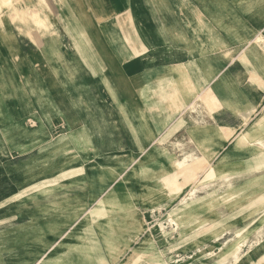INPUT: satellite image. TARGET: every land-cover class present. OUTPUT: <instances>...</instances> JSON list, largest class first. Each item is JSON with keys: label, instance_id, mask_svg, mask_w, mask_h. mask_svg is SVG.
Returning <instances> with one entry per match:
<instances>
[{"label": "rangeland", "instance_id": "1", "mask_svg": "<svg viewBox=\"0 0 264 264\" xmlns=\"http://www.w3.org/2000/svg\"><path fill=\"white\" fill-rule=\"evenodd\" d=\"M4 1V17L24 23L10 7L22 9L25 0ZM261 11L264 3L239 5L241 15ZM243 24L259 25L250 42L264 46V21ZM257 61L241 51V69ZM250 90L257 96L248 100ZM240 93L247 100L239 108L224 103L234 122L212 115L220 101L207 87L200 97L209 105L185 99L175 124L141 147L75 151L50 122L15 136L3 131L0 264H251L264 249V132L251 127L264 115V74L256 85L250 72L241 78ZM23 138L33 140L23 147ZM236 239L239 255L218 257Z\"/></svg>", "mask_w": 264, "mask_h": 264}, {"label": "crops", "instance_id": "2", "mask_svg": "<svg viewBox=\"0 0 264 264\" xmlns=\"http://www.w3.org/2000/svg\"><path fill=\"white\" fill-rule=\"evenodd\" d=\"M259 3L264 2L25 0L22 9L36 14L29 21L45 22L28 28L32 24L17 25L11 14L0 24V140L9 128L15 136L50 122L75 151L128 149L132 142L141 147L175 124L177 106L189 97L198 100L207 87L220 101L212 115L234 122L236 114L224 103L239 108L247 100H241V78L250 72L256 85L264 74V46L250 42L259 25L241 27V20L264 21V14L239 12V5ZM243 50L259 61L241 69ZM252 96L256 90L248 100ZM251 127L263 133L264 115ZM27 138L20 140L23 147L33 140ZM262 262L264 249L249 261Z\"/></svg>", "mask_w": 264, "mask_h": 264}, {"label": "bare ground", "instance_id": "3", "mask_svg": "<svg viewBox=\"0 0 264 264\" xmlns=\"http://www.w3.org/2000/svg\"><path fill=\"white\" fill-rule=\"evenodd\" d=\"M7 1H4L3 2V0H0V24H3L4 23V21H3V19H4V6H3V4L4 3H6ZM3 3V4H2ZM9 3V2H8ZM29 5V4H28ZM8 7H9V5H8ZM11 8V12L12 11H14V13L15 14H18V15H20V18H22V20H26L27 18H28V16L30 15V14H32L33 12H34V14H35V11L34 10H29V8H25V9H17V8H15V7H13V6H11L10 7ZM9 8V9H10ZM9 11V10H8ZM9 13V12H8ZM13 15V14H12ZM11 15V16H12ZM36 15V14H35ZM15 16V15H14ZM43 22V20L41 19V18H39V17H37L36 19H35V21L34 22H29V24H32V25H34L35 27L39 24V23H42ZM33 34V33H32ZM203 96H205V95H203ZM208 96V95H207ZM210 96V95H209ZM210 98V97H209ZM208 97H201L200 99H201V101H202V103L204 104V106H205V102H207V104L209 103L208 102V100H210ZM212 100V99H211ZM210 100V101H211ZM213 102V101H212ZM211 103V102H210ZM213 104H214V102H213ZM209 105V104H208ZM211 106H213V105H211ZM242 136V135H241ZM241 139H242V137H241ZM244 139V138H243ZM245 140V139H244ZM246 142V141H245ZM197 160L198 159H193L192 161L194 162V161H196L197 162ZM183 163V162H182ZM203 163V162H202ZM185 164L186 163H184V166H185ZM206 164V163H205ZM181 167H183V164L180 166V168ZM207 167H208V163H207ZM184 168V167H183ZM181 170V169H180ZM182 171V170H181ZM204 172V171H203ZM183 175V174H182ZM182 177H184V180L183 181H185V182H187L188 180H190V177H188L187 176V174H184V176H182ZM179 184V183H178ZM178 184L176 183L175 184V186L173 187V189L174 188H177L178 187ZM181 184H183L184 185V183H181ZM180 187V186H179ZM178 187V188H179ZM192 193V192H191ZM261 196H263V195H261ZM264 197V196H263ZM193 200V199H192ZM181 216L182 217H186L187 215L186 214H181ZM242 246V241L241 240H239V239H236V240H234L233 242H231L230 244H227L223 249H221L222 250V252L218 255V257H229L231 260H232V258L233 257H235V255H239V250H240V247ZM234 262V261H233ZM235 263V262H234ZM150 264H155V263H150Z\"/></svg>", "mask_w": 264, "mask_h": 264}]
</instances>
